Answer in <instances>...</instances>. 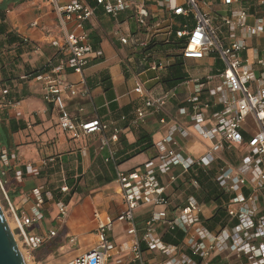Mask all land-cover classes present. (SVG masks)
<instances>
[{"label": "built area", "instance_id": "1", "mask_svg": "<svg viewBox=\"0 0 264 264\" xmlns=\"http://www.w3.org/2000/svg\"><path fill=\"white\" fill-rule=\"evenodd\" d=\"M45 1L55 13L61 33V38L52 39L50 44L64 57L56 64L48 62L47 70L34 79L41 83L43 100L57 113L58 127L64 133L75 140L95 133L100 135V150L106 152L105 162L114 167L117 192L123 204V211L113 220L102 219L99 212L93 214L98 244L65 264H106L120 250L110 238L116 223L122 225L129 238L126 248L131 264H147L144 255L148 253L155 258L149 264H264V55L255 46V37L264 35V20L258 18L249 24L248 9L233 8L237 0H220L225 8L223 14L209 10L212 0ZM100 17L111 21V40L126 51L121 65L124 74L133 81L126 95H135L140 102L127 115H120L119 121L139 129L149 117L158 116V124L168 125L167 134L154 146L155 159L147 161L140 170L118 168L116 144L120 127L98 118H83L82 108L77 109V115L66 109L65 94L75 97L78 92L61 75L82 74L92 58L102 57V50L95 46L87 26ZM31 26L37 27V22ZM249 50L253 52L254 64L243 55ZM177 60L183 62L186 74L177 85L192 90L183 100L179 113L188 114L194 133L210 142L206 153L196 159L185 157L174 140V135L179 133L190 141L191 134L171 124L165 115V106L177 86L167 88L163 80ZM189 61L208 63L214 73L189 76L185 66ZM149 72L155 75L147 77ZM149 82L162 86L158 96L147 87ZM2 94L4 106L15 107L16 102L7 98L8 92ZM81 94L89 93L84 89ZM57 163L56 157H45L39 165L28 163L23 171L14 153L0 148V189L6 209L16 237L32 250L57 235L55 230L42 236H30L27 231L43 219L39 208L44 195L51 199L52 194L47 186L33 189L32 195L39 202L33 205L30 217L20 216L7 193V170H14L15 178L22 182L29 177H40ZM179 165L184 172L214 167V181L228 196L220 205L225 217L214 229L204 223L203 207L193 196L186 199L176 214H171L166 186L158 177L167 175L170 183H174L177 177L170 170ZM190 185L194 189L199 187L194 179ZM59 191L60 194L69 191L63 176ZM147 206L163 210L153 212L140 233L136 211ZM56 207V221L61 226L68 213L67 204L61 201ZM162 227L164 234L159 233ZM176 231L183 234L177 244L163 241L165 234ZM118 261L124 263L122 258Z\"/></svg>", "mask_w": 264, "mask_h": 264}, {"label": "crops", "instance_id": "2", "mask_svg": "<svg viewBox=\"0 0 264 264\" xmlns=\"http://www.w3.org/2000/svg\"><path fill=\"white\" fill-rule=\"evenodd\" d=\"M212 1L213 5L209 10L214 14H223L225 8L220 4V0ZM3 3H5V0H0V4ZM233 8H247V21L249 24H253L258 18L264 20V0H237L233 3ZM4 11V23L9 31L16 34L20 39H27L30 44L37 45L39 49L38 51L25 49L24 53L19 56V65H15L18 70L23 71L18 76L19 78L28 69H40L50 61L56 64L60 58L64 57L63 54H58V50L50 44L52 39L58 40L61 38V33L59 27H57L55 13L45 0H22L19 3L11 0L6 4ZM34 22H37V27L31 26ZM87 26L95 46L102 50V57L92 58L91 63L82 74L67 72L61 75L66 82L73 84L78 92L75 97L65 94L66 109L71 114L77 115V109L82 108L84 110L83 118H98L109 125L120 127L122 130L116 144L118 168L122 171L140 170L147 161L155 159L157 152L154 146L167 134L168 125L158 124V116L149 117L144 126L139 129L119 121L120 115H127L134 107L140 105L135 95H126L127 90L133 87L130 75L124 74L121 65L122 57L125 56L126 51L119 44L112 42L113 25L106 17H100ZM255 46H257L259 53L264 55V35L261 34L255 37ZM243 55L247 57L250 64H254L255 58L252 51L249 50ZM185 66L187 69L199 70L196 73L197 75L214 73V68H208V63L189 61L185 63ZM154 75L151 72L147 73V77L150 78ZM103 79L106 80L104 83H102ZM217 82V80L214 81V84H217ZM15 86L16 84L13 83V87ZM10 87H7V90ZM147 87L154 96H158L163 90L162 86L157 85L155 82H149ZM18 89L24 94L25 101H21L22 103L19 104L16 103L15 107L10 109H4L0 105V148L13 152L17 157L20 169L24 171L28 163L39 165L40 160L53 156L50 154L42 157V152H49L57 147L60 150V154L54 156L58 160L55 165L57 176L62 177L65 173L67 174V170H70L69 166L76 163L77 171L80 167V175L88 172L91 176H97L100 179L101 186L96 191H92L88 195H82L79 199H75V196L66 203L68 213L64 224L61 226L56 221L58 214L56 202L58 201H50L44 195L43 204L39 208L43 219L27 229L30 236L46 235L51 230H55L57 233L56 237L47 240L39 249L33 251L35 264H65L96 246V226L93 218L95 212H99L100 217L104 220H113L123 211L119 192H107L113 184L114 188H117L114 167L112 164L105 162L106 152L100 150V135L98 133L75 140L58 127V115L44 102L40 82L35 79L22 80L18 84ZM84 89L88 90V95L81 94ZM11 91L10 89L9 92ZM191 93L190 87L185 88L177 85L176 92L170 97L165 106V115L171 124L179 125L191 134L190 141L185 140L179 133L174 135V140L181 147L182 154L185 157L196 159L206 153L210 147V142L194 133L188 114L181 115L179 113L180 106H183V100ZM17 113H20V116L23 113V118L18 116ZM248 122L251 123V121ZM34 124L36 125L34 126ZM31 125H33V129ZM36 132L40 136H37ZM145 137L151 141L152 147L133 155V151L138 149L137 143L142 142L141 139ZM39 142L43 146L46 142L53 145L45 146L42 149ZM98 163L107 168L105 175H102L101 171H97ZM91 168L94 169V172L91 171ZM195 170L194 168L189 172H184L180 165L174 166L170 170V173L177 177L174 183H170L167 175L158 178L159 182L166 186L165 191L171 201L170 212L172 215L180 210L188 197L193 196L203 207L202 218L206 220L213 215L216 205L213 206L211 202L204 204L199 201V187L194 189L190 185L192 173ZM8 171L10 173H7L5 179L10 200L20 216L30 217L33 212V205L39 202V199L32 195V191L45 186L46 183L39 177H29L19 182L14 176V170L8 169ZM209 171L213 173L214 167L206 170V172ZM72 177L75 178V176ZM108 180L113 181L107 183ZM162 210L163 208L160 207L147 206L136 211L135 220L140 233L145 227L144 223L147 218L153 212ZM53 224L56 226L53 227ZM164 231L165 228L162 227L159 233L164 234ZM110 238L113 243L118 246L121 245V247H119V252L116 253L119 256H115L112 262H108V260L106 264H120L118 258L123 259V264H131L129 250L126 248L129 238L123 232L122 225L118 223L114 225ZM70 239L73 242H70ZM75 244L78 247L72 250L71 247ZM45 247H48L47 250H44ZM148 255L154 256L149 253ZM148 255H144L147 264L152 262L147 260Z\"/></svg>", "mask_w": 264, "mask_h": 264}, {"label": "trees", "instance_id": "3", "mask_svg": "<svg viewBox=\"0 0 264 264\" xmlns=\"http://www.w3.org/2000/svg\"><path fill=\"white\" fill-rule=\"evenodd\" d=\"M11 1V0H5V3L0 4V50L4 47H14V58H11V62H16L19 59V56L22 55L25 51L27 50H34L37 45H32L29 43V41L26 39L25 41L23 39H20L16 34L12 33L9 31L7 26L4 23L5 20V8L6 4ZM15 3H19L22 0H14ZM183 62L181 60H177L176 63L168 69V75L166 78L163 80V83L166 85L167 88H173L177 86L180 82H182L186 78V74L183 72L182 68ZM48 68L47 65L42 66L40 69H28L26 72L23 74V76L27 77V80H32L34 79L37 75L42 74L43 71H46ZM6 72L4 71V65L2 62H0V77L2 78V83H9L14 80L15 78L8 76V78L5 77ZM19 78V77H18ZM20 80H23L19 78ZM106 80H102V83H104ZM108 86V85H107ZM16 129V128H15ZM24 129V128H21ZM17 130V129H16ZM15 130V131H16ZM142 142H138V149L133 151V155L139 154L141 152H144L146 149H149L152 147L151 141L148 140L146 137L141 139ZM141 145V146H140ZM117 164L119 165L118 161ZM56 166H53L52 168H49L46 170L45 175L42 173L44 176H48L47 174H57L56 173ZM80 170V167L78 168V171ZM48 171V172H47ZM9 171L7 170V173ZM10 173V172H9ZM41 174V175H42ZM68 174V173H67ZM65 173L63 177H65V183L68 187V190L70 188L71 193L77 192L76 186V181L72 176H67ZM214 172H206L200 168H196L194 173H192V179L197 181L199 184V189H200V199L199 201L207 204L211 202L212 204H215L217 208H215L213 215L211 218L204 220V223L208 225L209 229H214V226L221 220L224 219L225 217V211L223 208L220 206L222 201H227L228 196L224 194L223 190L219 188V186L216 184L214 181ZM7 176V174H6ZM59 178L58 185L55 186L54 190L53 188L51 189L53 193L55 194L56 197L57 195L60 194L59 188L62 185V177L57 176ZM113 180H108L106 181L107 183L112 182ZM47 183V182H46ZM70 195L66 197L65 203H68L70 200ZM174 236V238L172 237ZM183 234L180 231L173 232L172 234H165L163 237V241H166L168 243L172 244H177ZM49 247V246H48ZM48 247H45L44 250ZM47 250V249H46Z\"/></svg>", "mask_w": 264, "mask_h": 264}, {"label": "rangeland", "instance_id": "4", "mask_svg": "<svg viewBox=\"0 0 264 264\" xmlns=\"http://www.w3.org/2000/svg\"><path fill=\"white\" fill-rule=\"evenodd\" d=\"M13 48L14 47H11V48L4 47V48H2L0 50V62H2L3 65H4V71L6 72V76L5 77L8 78V76L10 75V77L15 78L9 84V83H2L1 82L2 81V78L0 77V105L2 107H4V109L6 107L3 104V101H4L3 100V96L4 95L2 94L3 91H7L8 92L7 98H9V99L12 98L13 101H15L18 104L21 101H25V99L23 98L24 97V94H22V92L18 89V84L22 81V80H20L18 78V76H20L23 73V71H20V70H18L15 67V65H19V61H16L14 63L11 62V61H9V60H11V58H14L15 57L14 56V49ZM197 72H199V70H196L194 68L193 69H190V68L187 69V73H189V76H192V75L195 76V75H197L196 74ZM201 72L203 73L204 71H201ZM13 83L16 84L15 87H13ZM7 87H10V88H8L9 90H7ZM10 89L12 90L11 92H9ZM6 109H9V108H6ZM22 115H23V113H22ZM22 115L20 117L23 118L24 115L23 116ZM30 118H31V116H30ZM35 125L36 124H34V126ZM31 128L33 129V125H31ZM36 135L37 136H40V135H38L37 132H36ZM39 144L42 147V149L45 146L48 147L50 145H53L52 143H48V142L45 143V146H43V144L40 143V142H39ZM59 151L60 150L57 147H54V149L50 150L49 152L48 151L42 152V155H43L42 157H45L46 155H50V154H52L53 156H58L60 154ZM64 153H68V152H64ZM69 169L70 170H67V172H68L67 176H75L74 179H75L76 184H77L76 186H74V189H75V187L77 188V192H75V193H71L70 192V188H69V191L66 192L64 195L58 194L57 195L58 197H56L55 194L53 193V191L51 190L52 188L54 190L55 186L58 185L59 178L56 176V174H47L48 176H44L42 174L41 177H39V178H41L43 180V182L45 181L44 183L47 182L45 186L49 187L50 193L52 194V198L49 199L50 201L51 200L52 201L55 200V201H58V202L65 201L66 197H68L69 195L71 197L70 200H72V198L75 197V196H76L75 199H79L80 196H82V195H88V194H90V192L96 191V189L101 186L100 185V179H98L97 176L96 177H93L88 172L80 175L81 170L79 172L77 171V164L76 163L70 165L69 166ZM91 171L94 172V169L91 168ZM97 171H101L102 175H105V173H107V168H105L104 165H101L100 163H98V169H97ZM117 191H118V189L117 188L115 189L114 188V184H113V186H111L108 189L107 192L115 193ZM58 202H56V203H58ZM0 204H1V207H2L3 212L5 213V216H6L8 225L10 226V229L12 230L13 234L15 235V239L17 241V245H19L20 251H21L22 255L24 256L25 261L27 262V264H35V261H34V258H33V251L34 250H32V249L28 248L26 245L22 244L21 240L18 237H16V231L14 229V224H13V221L11 219L10 213L7 212V209H6V201H5L4 195H2L1 189H0ZM213 206H214V204H213ZM52 226L55 227L56 225L53 224ZM77 247L78 246L75 244L74 246L71 247V249L72 250H75ZM118 247H121V245L118 246ZM62 255H64V254H62ZM115 256H119V255H116V253H115V255L112 258H110L108 262H112V260H113V258H115ZM147 258H148L147 260H150V261H153L154 260L155 261V258H153L150 255H148ZM157 260H159V259H157Z\"/></svg>", "mask_w": 264, "mask_h": 264}, {"label": "water", "instance_id": "5", "mask_svg": "<svg viewBox=\"0 0 264 264\" xmlns=\"http://www.w3.org/2000/svg\"><path fill=\"white\" fill-rule=\"evenodd\" d=\"M0 264H27L0 204Z\"/></svg>", "mask_w": 264, "mask_h": 264}, {"label": "bare ground", "instance_id": "6", "mask_svg": "<svg viewBox=\"0 0 264 264\" xmlns=\"http://www.w3.org/2000/svg\"><path fill=\"white\" fill-rule=\"evenodd\" d=\"M9 226V225H8ZM9 228H10V226H9ZM26 262V261H25Z\"/></svg>", "mask_w": 264, "mask_h": 264}]
</instances>
